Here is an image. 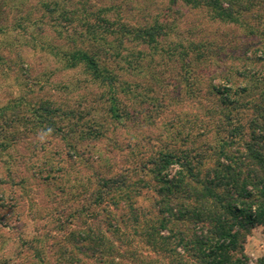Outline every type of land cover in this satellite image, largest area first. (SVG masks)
<instances>
[{
  "label": "rangeland",
  "instance_id": "rangeland-1",
  "mask_svg": "<svg viewBox=\"0 0 264 264\" xmlns=\"http://www.w3.org/2000/svg\"><path fill=\"white\" fill-rule=\"evenodd\" d=\"M152 26V44L134 38ZM75 49L98 55L111 83L52 55ZM262 94L264 0H0V264H136L134 251L175 264L160 251L179 241L149 243L120 215L158 225L160 152L203 144L212 165L222 111ZM244 249L261 262L264 225Z\"/></svg>",
  "mask_w": 264,
  "mask_h": 264
},
{
  "label": "trees",
  "instance_id": "trees-1",
  "mask_svg": "<svg viewBox=\"0 0 264 264\" xmlns=\"http://www.w3.org/2000/svg\"><path fill=\"white\" fill-rule=\"evenodd\" d=\"M13 3L15 5L16 1L9 4L10 7ZM102 23L106 24V19H101L99 26ZM94 25L95 22L85 31L88 33ZM153 29L154 26L140 29L135 32L134 38L152 44L155 39ZM91 36L94 42L102 43L104 40L95 33ZM52 55L59 56L68 67L84 64L95 77L111 83L112 76L105 73L99 56L90 51L53 50ZM112 90L109 109L114 117H119V99L116 90ZM259 99L262 100L254 103L237 101L222 111L225 121L219 126L218 157L212 165L204 166L207 161L204 151L208 148H203V144L200 148L165 149L160 152L155 171V178L160 184L158 195L161 197L158 225L140 218V212H135L137 208L131 209V215H120L134 225L136 235L147 236L149 243L179 241L181 247L175 249L172 246L160 251L173 254L175 264H186L189 256L199 264H249L244 251L246 239L256 226L264 225V97ZM250 105L253 108L247 107ZM249 109H252V117L246 120L245 111ZM172 166H177V169L171 175ZM134 214L136 216L133 217ZM172 222L176 225L173 231L170 227ZM112 228L116 232L120 230V226ZM161 228L170 233H161ZM91 230L88 236L81 238L83 247L94 242L91 241L94 240ZM119 234L130 246V236L124 232ZM98 239L106 243L107 249L116 252L113 240H108L106 235ZM95 246L99 247L97 243ZM131 254L135 256L133 259L141 258V262L136 264H153L150 257L146 258L148 254L144 256L135 251ZM259 264H264V257Z\"/></svg>",
  "mask_w": 264,
  "mask_h": 264
}]
</instances>
